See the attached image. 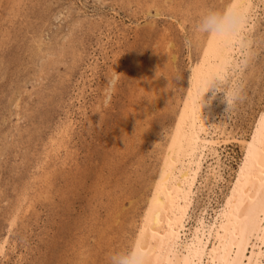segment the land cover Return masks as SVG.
<instances>
[{
	"label": "rangeland",
	"instance_id": "obj_1",
	"mask_svg": "<svg viewBox=\"0 0 264 264\" xmlns=\"http://www.w3.org/2000/svg\"><path fill=\"white\" fill-rule=\"evenodd\" d=\"M228 4L239 0H0V264H105L135 246L172 133L221 42L193 37L192 22ZM245 14L187 239L214 229L243 145L264 132V0Z\"/></svg>",
	"mask_w": 264,
	"mask_h": 264
},
{
	"label": "bare ground",
	"instance_id": "obj_2",
	"mask_svg": "<svg viewBox=\"0 0 264 264\" xmlns=\"http://www.w3.org/2000/svg\"><path fill=\"white\" fill-rule=\"evenodd\" d=\"M247 2L239 0L244 12ZM236 44L234 50L239 53L237 37L221 40L213 51L168 143L134 246L146 251L152 264H264V132L243 145V164L214 229L208 235L200 226L193 230L191 239L185 231L191 189L202 167L198 158L207 157V152L216 156L219 147L218 140L209 142L206 135L216 89L223 84L214 82L202 96L203 86L215 76L224 80L229 59L237 66L231 55ZM215 170L211 171L213 177Z\"/></svg>",
	"mask_w": 264,
	"mask_h": 264
},
{
	"label": "clouds",
	"instance_id": "obj_3",
	"mask_svg": "<svg viewBox=\"0 0 264 264\" xmlns=\"http://www.w3.org/2000/svg\"><path fill=\"white\" fill-rule=\"evenodd\" d=\"M245 19L246 14L240 4H228L221 10L208 9L192 22V36L212 37L226 42L231 41L233 37L240 34ZM214 82L226 83L219 76L212 77L203 86L202 96ZM225 95L228 107L230 102L240 99V94L235 89L231 93L225 90ZM105 264H152V261L151 256L146 251L133 246L108 253L105 257Z\"/></svg>",
	"mask_w": 264,
	"mask_h": 264
},
{
	"label": "snow or ice",
	"instance_id": "obj_4",
	"mask_svg": "<svg viewBox=\"0 0 264 264\" xmlns=\"http://www.w3.org/2000/svg\"><path fill=\"white\" fill-rule=\"evenodd\" d=\"M249 216H250V212H249ZM249 216H246V219H248ZM230 264H235V262L234 261H230Z\"/></svg>",
	"mask_w": 264,
	"mask_h": 264
}]
</instances>
